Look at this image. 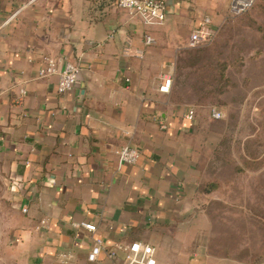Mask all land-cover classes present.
Returning <instances> with one entry per match:
<instances>
[{"label":"crops","instance_id":"obj_1","mask_svg":"<svg viewBox=\"0 0 264 264\" xmlns=\"http://www.w3.org/2000/svg\"><path fill=\"white\" fill-rule=\"evenodd\" d=\"M117 1L0 0V264H126L136 241L155 264H241L200 189L218 137L174 87L160 90L190 33L205 17L213 28L229 0H162L154 25ZM46 56L78 65L72 89L39 75ZM124 145L139 157L119 167Z\"/></svg>","mask_w":264,"mask_h":264},{"label":"rangeland","instance_id":"obj_2","mask_svg":"<svg viewBox=\"0 0 264 264\" xmlns=\"http://www.w3.org/2000/svg\"><path fill=\"white\" fill-rule=\"evenodd\" d=\"M213 33L193 47L186 39L171 86L218 137L200 159L208 198L218 200L207 208L213 229L225 231L228 257L264 264V0L219 16ZM213 108L224 117L212 118Z\"/></svg>","mask_w":264,"mask_h":264},{"label":"built area","instance_id":"obj_3","mask_svg":"<svg viewBox=\"0 0 264 264\" xmlns=\"http://www.w3.org/2000/svg\"><path fill=\"white\" fill-rule=\"evenodd\" d=\"M257 1L258 0H229V13L233 16L241 15L250 10ZM117 6L138 16L145 25L160 24L165 19L166 6L162 0H118ZM213 34V28L210 26V19L205 17L200 25L190 33L188 45L193 47L208 42ZM145 42L146 44H151L153 38L146 35ZM44 60L46 65L39 71V75L56 74L58 76L57 89L61 93L72 89L79 76L78 65L67 62L59 67L56 61L50 56L44 57ZM171 84L172 78H166L162 86H160V90L165 92L169 91ZM19 93L23 95L25 92L23 89H20ZM211 116L214 119H222L224 113L219 109L213 108L211 110ZM193 117L194 112L190 110L188 114H186V118L192 119ZM161 127L164 128L165 126L162 124ZM116 153L119 167L126 164H134L139 157L138 149L129 145L121 146ZM81 225L87 229L95 230V226L92 224L82 222ZM102 248V240L97 239L88 253V260H97ZM124 251L126 264H155V249L150 244L138 241L132 242L124 247Z\"/></svg>","mask_w":264,"mask_h":264},{"label":"trees","instance_id":"obj_4","mask_svg":"<svg viewBox=\"0 0 264 264\" xmlns=\"http://www.w3.org/2000/svg\"><path fill=\"white\" fill-rule=\"evenodd\" d=\"M213 188V184L212 183H205L202 185V187L200 188L203 192H210L212 191Z\"/></svg>","mask_w":264,"mask_h":264}]
</instances>
